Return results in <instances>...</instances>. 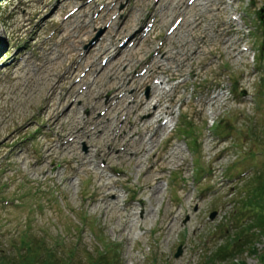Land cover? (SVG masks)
<instances>
[{
	"label": "rangeland",
	"instance_id": "rangeland-1",
	"mask_svg": "<svg viewBox=\"0 0 264 264\" xmlns=\"http://www.w3.org/2000/svg\"><path fill=\"white\" fill-rule=\"evenodd\" d=\"M82 1L0 0L1 62L9 61L16 48L24 52L25 46L30 47L21 53L26 59L0 69V255L20 260L14 249L25 244L23 238L33 249L38 242L43 248L60 242L54 250L67 264L71 262L66 249L77 248L74 264H86L103 245L119 249L120 264H199L205 252L231 235L233 214L248 213L242 202L248 185H243L264 173V56L260 62L254 58L263 32L252 21L256 11L264 12V0H195L190 5L188 0H160L156 3L165 10L149 37L106 66L97 62L99 72L92 70L84 79L92 81L91 87L77 93L80 83L72 80L91 63L89 56L73 78L64 76L70 66L76 69L83 48L100 30L101 38L89 46L88 54L116 44L155 2L93 0L63 18ZM104 1L110 6L105 4L88 23L91 12ZM242 10L248 16L239 23L230 20V14ZM115 12L119 15L108 25L107 19ZM178 16L182 20L159 54L163 61L158 71L165 72V79L191 75L190 80L164 93L146 75L129 79L128 74L139 71L154 50V36L158 31L165 35ZM159 55L153 57L152 71L156 72ZM122 85L136 89L133 106L127 109L126 102L121 103V115L114 124L98 127L102 134L95 128L84 135L81 131L88 130L87 121L113 117L112 112L98 113L103 101ZM222 86L230 92L209 104L205 96L200 97V92ZM137 98L146 101L136 108ZM168 102L173 106H167ZM154 104L159 107L151 113ZM164 109L173 112L166 125L161 124V115L156 121L158 110ZM183 114L196 132L195 151L188 148L189 138L175 133ZM124 116L127 122L118 136L115 133ZM71 136L77 137L63 145ZM121 146L124 150L117 154ZM93 152L124 177L112 178L91 164L76 174L66 168L68 161H75L71 166H76ZM196 163L210 170L199 181ZM239 172L244 175L233 178ZM257 178L249 183L256 188L264 175ZM130 198L136 205L125 207L123 201ZM5 199L17 203L3 206ZM255 246L257 254L239 251L233 261L260 264L257 255L264 251V237L255 240ZM178 248L181 254L175 257ZM19 251L24 254L25 249Z\"/></svg>",
	"mask_w": 264,
	"mask_h": 264
},
{
	"label": "trees",
	"instance_id": "trees-1",
	"mask_svg": "<svg viewBox=\"0 0 264 264\" xmlns=\"http://www.w3.org/2000/svg\"><path fill=\"white\" fill-rule=\"evenodd\" d=\"M262 50V48H260ZM185 122L186 128L183 129V132H187L188 135H193L194 130L189 122ZM264 133V130L262 131ZM192 145H195L192 142ZM264 175L260 172L256 174L254 178L249 179L243 187L246 188V198L243 202V209L248 211L247 214L239 210L241 217H238L237 213L233 214V227L231 235L228 236L225 243L216 244L213 250H208L205 252L201 258L199 264H224L226 260L229 261V264H244L243 261L234 262L233 256L239 252H248L250 254H257V249L255 246V240L259 241L261 237H264V178H259L262 180L260 186H252L249 183L256 181L258 176ZM249 188V189H248ZM236 212V211H235ZM100 238V235H97ZM25 243L22 247H15V254H20L21 259L18 261L7 260L6 257L0 255V264H67L59 252L54 250L55 245L59 247L60 242H55L56 244H49L47 247L43 248L41 243L38 242V246H35L33 249V244L24 240ZM58 244V245H57ZM76 245V244H75ZM24 248V254L19 253V250ZM100 249H97L94 255L89 256L86 264H120L118 256L120 255L119 249L113 247H106V245ZM33 249V251H32ZM77 248L73 247L71 249H66L68 253V258L71 264H74V258L76 255ZM30 252H33L32 256L29 255ZM17 256V255H16ZM258 259L260 264H264V251L258 253ZM20 257V256H19ZM36 260V261H35ZM76 264H84L81 261H78Z\"/></svg>",
	"mask_w": 264,
	"mask_h": 264
},
{
	"label": "bare ground",
	"instance_id": "bare-ground-1",
	"mask_svg": "<svg viewBox=\"0 0 264 264\" xmlns=\"http://www.w3.org/2000/svg\"><path fill=\"white\" fill-rule=\"evenodd\" d=\"M145 101L144 98H137V105H142Z\"/></svg>",
	"mask_w": 264,
	"mask_h": 264
},
{
	"label": "water",
	"instance_id": "water-1",
	"mask_svg": "<svg viewBox=\"0 0 264 264\" xmlns=\"http://www.w3.org/2000/svg\"><path fill=\"white\" fill-rule=\"evenodd\" d=\"M213 215V214H212ZM181 254V249L178 248V250L176 251V253L174 254L175 257H178Z\"/></svg>",
	"mask_w": 264,
	"mask_h": 264
}]
</instances>
